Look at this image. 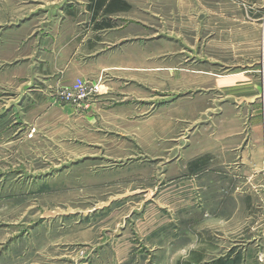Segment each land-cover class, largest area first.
Segmentation results:
<instances>
[{"label":"rangeland","instance_id":"1","mask_svg":"<svg viewBox=\"0 0 264 264\" xmlns=\"http://www.w3.org/2000/svg\"><path fill=\"white\" fill-rule=\"evenodd\" d=\"M62 2L0 0V264H264V170L255 181L234 164L195 157L220 130L211 128L209 98L191 88L192 72H236L245 60L238 42L191 40L204 26L196 16L197 25H184L188 17L167 0L165 39L157 40L151 20L148 43L151 68L164 50L173 73L166 72L165 91L178 98L164 111L153 72L142 95L129 85L102 101L99 84L80 104L63 100L64 89L54 103L38 97L30 106L4 88L12 85L4 83L11 51L2 34L32 10ZM132 18L141 20L140 12ZM181 33L185 42L176 40Z\"/></svg>","mask_w":264,"mask_h":264},{"label":"crops","instance_id":"2","mask_svg":"<svg viewBox=\"0 0 264 264\" xmlns=\"http://www.w3.org/2000/svg\"><path fill=\"white\" fill-rule=\"evenodd\" d=\"M116 1L120 3L119 8L113 5L115 0H103L100 6H97L98 0L49 3L7 26L2 38L5 50L11 54L4 59V65L10 64L4 72L7 73L4 83L12 85L4 88H13L15 99L29 101L34 106L38 97L43 104L54 103L60 91L82 79L88 85L101 84L105 95L102 101H110L115 89L129 85L137 86L138 94L142 95L153 72L158 86L163 88L158 97V112L164 111L167 99L178 98L166 96V72L173 73L166 68L162 49L157 66L151 68L148 43L151 20L152 25L158 26L157 40L165 39V29L160 36L159 28L165 27L167 0ZM173 1L183 10L179 15L188 17L184 25L192 28L200 23L206 30L202 33L198 28L195 35L191 34V40L238 42L237 57L245 59L230 74H216L206 67L192 72L197 82L191 88L209 98L212 107L207 111L211 128L214 130L217 126L220 130L206 136L205 145L196 149L195 157L204 155L207 164L222 167L234 164L257 181L263 177L264 170V0ZM153 5L156 15L150 11ZM134 11L140 12L141 20L132 18ZM197 11H204V16ZM194 16L197 23L193 21ZM176 38L186 41L182 33ZM206 63L214 67L209 61ZM177 75L175 72L174 76ZM174 82L179 84L176 79ZM124 95L128 97L126 92ZM99 101L92 104L93 109Z\"/></svg>","mask_w":264,"mask_h":264},{"label":"built area","instance_id":"3","mask_svg":"<svg viewBox=\"0 0 264 264\" xmlns=\"http://www.w3.org/2000/svg\"><path fill=\"white\" fill-rule=\"evenodd\" d=\"M100 85H88L84 80L77 79L75 83L66 88L62 93V99L71 103L80 104L87 101L91 96L98 94Z\"/></svg>","mask_w":264,"mask_h":264},{"label":"trees","instance_id":"4","mask_svg":"<svg viewBox=\"0 0 264 264\" xmlns=\"http://www.w3.org/2000/svg\"><path fill=\"white\" fill-rule=\"evenodd\" d=\"M101 3H103V0H98L97 6H100ZM114 4L119 8L120 3L118 1L115 0V2L113 3V5ZM228 261H229V259H228ZM228 261H218L215 264H239V261H241V260L239 259V261H237L235 259V260H233V262H228ZM202 262H203L202 259H199L197 261H193V260L190 259V260H188V261H186L184 263H179V264H202Z\"/></svg>","mask_w":264,"mask_h":264}]
</instances>
